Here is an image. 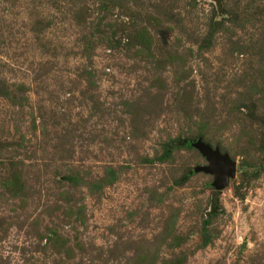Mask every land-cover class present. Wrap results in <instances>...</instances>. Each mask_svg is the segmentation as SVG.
<instances>
[{
    "label": "rangeland",
    "instance_id": "obj_1",
    "mask_svg": "<svg viewBox=\"0 0 264 264\" xmlns=\"http://www.w3.org/2000/svg\"><path fill=\"white\" fill-rule=\"evenodd\" d=\"M0 264H264V0H0Z\"/></svg>",
    "mask_w": 264,
    "mask_h": 264
},
{
    "label": "water",
    "instance_id": "obj_2",
    "mask_svg": "<svg viewBox=\"0 0 264 264\" xmlns=\"http://www.w3.org/2000/svg\"><path fill=\"white\" fill-rule=\"evenodd\" d=\"M218 5H221V0H217ZM193 147L197 148L200 153L208 161L207 165L195 167V172H206L215 175L212 182L214 192L212 194V212L218 208V198L224 187H226L229 178L234 177L236 172V164L227 154H223L217 148H212L209 144L201 139L191 143Z\"/></svg>",
    "mask_w": 264,
    "mask_h": 264
}]
</instances>
